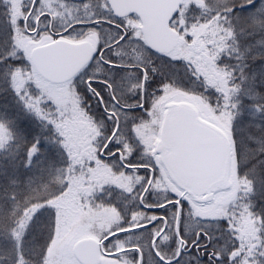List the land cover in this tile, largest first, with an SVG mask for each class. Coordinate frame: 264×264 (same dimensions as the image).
<instances>
[{
    "label": "snow or ice",
    "instance_id": "obj_1",
    "mask_svg": "<svg viewBox=\"0 0 264 264\" xmlns=\"http://www.w3.org/2000/svg\"><path fill=\"white\" fill-rule=\"evenodd\" d=\"M0 264H264V0H0Z\"/></svg>",
    "mask_w": 264,
    "mask_h": 264
}]
</instances>
